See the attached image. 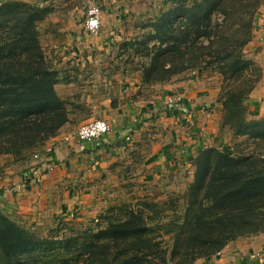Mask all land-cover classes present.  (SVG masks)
<instances>
[{"label":"trees","instance_id":"1","mask_svg":"<svg viewBox=\"0 0 264 264\" xmlns=\"http://www.w3.org/2000/svg\"><path fill=\"white\" fill-rule=\"evenodd\" d=\"M14 1L0 2V154L34 149L39 137L41 142L53 136L67 122L64 104L53 89L55 73L36 40L40 12ZM261 1L180 2L154 27L152 40L158 43L145 51L150 65L142 66L144 84L167 81L209 57L208 63H220L236 79L225 93L230 102L226 124L238 135L264 141V118L248 120L243 106L250 90L244 74L254 65L243 60L242 48L250 41ZM181 18L183 27L174 29V21ZM9 138L11 146L6 144ZM249 157L203 148L191 160V218L184 225V238L176 234L170 258L155 242V231L166 225L150 228L141 211H126L124 220H109L105 228L95 234L86 231L83 238H39L0 213V264H193L211 257L230 240L264 232V156Z\"/></svg>","mask_w":264,"mask_h":264},{"label":"rangeland","instance_id":"2","mask_svg":"<svg viewBox=\"0 0 264 264\" xmlns=\"http://www.w3.org/2000/svg\"><path fill=\"white\" fill-rule=\"evenodd\" d=\"M3 1L4 0H0V2ZM88 1L89 0L14 1V4H26L30 7L36 8L40 12L38 19L36 18L35 21L37 34L36 40L42 51L45 63L48 65H50L51 59H49L48 56L51 50L53 51L54 48L58 47L61 43L66 42L67 32L74 21L75 16L79 17L81 14H84L85 19V9ZM103 1L105 0H98L101 7L103 6ZM120 1L125 4L128 17L121 25L123 34L118 39L119 47L114 55L110 52L104 54L99 52L95 54H85L82 58L84 60L87 58L93 60L92 66L84 65L83 68H77L81 70L79 73L80 82L74 81V84L72 85L66 83L65 79L60 83L56 71L50 65L57 80L53 89L58 100L64 104L63 110L67 118V122L62 127L68 126V128L64 130L61 127L53 136H48L41 142H39V137L37 139L38 144L36 142L37 147L34 149L23 150L17 153H2L0 154V161L2 162L3 160V162H6L5 165L9 166L14 172H19L18 170H15V167L17 166H21L24 171H28L35 165L34 163L32 166L28 167L31 161L35 160L34 156H43L46 151L51 148L50 145L53 144L56 139L61 140L65 136L73 135L81 125L97 119L95 115V105H103V102L107 98H110L111 95L115 96V94H122L121 92H124V94L131 93L128 89L129 84L134 78H136V76H139L140 78L139 83L141 88L146 89L155 84H165L172 81L175 77L178 78L180 74L184 73L187 89H191L192 83V87L194 86L193 88L196 89V92L202 93V97H199L197 101L193 102V104L196 105V109L192 108L191 115L183 114L182 112L174 113V115H178L177 122L180 123L179 126L183 131L182 135L186 139L182 144L178 142V145L173 148L171 159L177 161L176 157H179V160H183L182 162H176V165L178 164L181 168L173 169L170 171L171 173L168 171L158 173L156 179H152L148 182L138 180L133 182L131 181L133 178L120 179L122 185L117 189V193L109 195L107 198H105V196L96 195L99 200L104 198L107 203H104L100 210H96L95 208L92 209L94 211L91 213L86 211L79 201V197L82 196L79 190L80 188L75 189V191H69L71 195L73 192L76 200L74 199V201L71 202L67 211H60L56 215L54 220L56 223L52 227H44V229L39 228L40 226H36L34 223H31V225L28 223L20 225L6 214L2 212L0 213L24 231L39 238H47L49 236H57L60 238H83L82 234L86 231L95 234L99 230L105 228L108 223L107 221L109 220H124L127 215L126 211H133L134 213L141 211L145 218V222L150 228H154L156 225H166V229L155 231L157 234L155 235V237L157 236L155 242L158 241L161 243L162 250H165L167 253L166 256L170 258L172 251H174V238H176V234L179 235V240L184 238V225L187 220L191 218V213L188 212V204L190 200L188 199V188L193 183L195 163L193 164L190 160L196 158L199 151L203 148H214L222 152L228 149V152L233 153L235 156L240 155L244 158L250 156L249 158L255 160L261 158L262 155L264 156V141L251 138L247 135H238L229 124H226V108L228 109L230 102H226L225 93L233 88L236 79L232 77L231 71H227L226 68L224 69L220 67V63H208V60L210 59L209 57H204V62L201 61L202 63H196V65L178 73L179 75H173L167 81L155 84H144L142 66L148 67V65H150V57L146 55L145 51L150 50L158 43L157 39L154 41L152 40L153 37L156 36L155 25L159 21L163 22L165 20V18H163L165 13L170 12L173 8L179 6L180 2L184 1L187 4L192 0ZM263 13L264 0L260 2L254 16L250 41H252L254 31L258 29L259 25L261 27L264 25L263 21H260L258 25H256L259 16ZM184 21L185 20L182 18L178 19L174 21L172 27L174 29L180 26L183 27L182 23L184 24ZM248 43L242 48L243 60L252 63L254 66L253 68H246L247 72L244 74L245 79L248 82L247 86L250 90L248 94L244 96L243 106L246 108L245 116L248 120H259L264 118V115L260 117L252 115L249 112V109L251 108L249 104L253 99V92L256 90L258 83L261 80L262 73L256 63L252 61L245 52ZM151 50H153V48ZM204 53L207 54V52ZM90 71H93L95 76L91 78V80H87L86 76L94 75L87 73ZM243 72H245V70H243ZM58 83L63 86V94L61 91L58 90V92L55 90ZM234 86H236V84ZM136 94L139 95L140 93ZM89 98L92 101L91 105L87 102ZM120 100L110 98L109 105L114 107ZM125 100L126 99L124 98L123 101ZM198 114L200 115L198 116ZM155 116L159 119L158 115ZM186 120L188 123H186ZM128 124L126 132L129 128H134L136 130L135 121H133L132 124L131 122ZM192 131L195 135L192 134ZM72 140L73 139L68 142L76 143V141ZM6 141H8L6 142V144L8 143L7 146H11L9 144L12 142V138L7 139ZM124 141L129 142L130 140ZM183 146L197 150L193 153L191 151L186 152ZM78 147L82 150L80 146ZM42 152H44V154H41ZM43 159L46 165L42 166V169L44 170L48 168V170H50L52 165L47 163L45 157H43ZM120 169H123V164L120 166ZM6 170L8 169H6L5 166L0 167V172H5ZM95 170L99 171L98 167L95 168ZM129 170H131V166L123 171ZM44 172L45 171H43V173ZM89 172L96 173L87 168L85 176L88 175ZM9 175L11 176L10 178H13L16 174L11 171L8 175L4 174L3 178L0 177V180L4 179L6 183H8V187H10H7L8 189H5L1 193L4 192L9 195L21 196L31 187L30 185L25 189H21L18 186L20 181L17 184L9 183ZM100 179L102 182L104 181V178L100 177ZM67 181V178L64 179V186L67 184ZM94 181L95 179L93 182ZM40 182L41 181H39V184ZM37 186L33 185V187ZM59 222H61V224L56 226ZM235 239L230 240L226 245ZM176 259L177 255L175 252L172 260L175 262Z\"/></svg>","mask_w":264,"mask_h":264},{"label":"crops","instance_id":"3","mask_svg":"<svg viewBox=\"0 0 264 264\" xmlns=\"http://www.w3.org/2000/svg\"><path fill=\"white\" fill-rule=\"evenodd\" d=\"M125 8V4L120 0L103 1L101 27L95 37L89 36L84 30V14L75 16L67 32L66 42L51 50L48 56L60 83L63 79L69 85L74 84V81L80 82L81 70L77 68H83L84 65L92 66L93 61L89 58L84 60L82 57L85 54L110 52L114 55L117 52L118 39L123 34L121 25L128 17ZM260 21L264 22V13L259 16L256 25ZM262 26L259 25L254 31L253 39L245 49L249 58L256 63L262 73L249 104L251 106L249 112L256 117L264 115V25ZM87 73L94 74L93 71ZM184 75V73L180 74L172 81L155 84L146 89L141 88L140 78L136 76L128 88L134 94L121 92L122 94L111 95V99H122L114 107L109 105L110 98H107L103 105H95L96 118L106 121L111 130L99 142L98 149H89L91 152H86L81 150L75 142H63L62 139H56L50 145L52 149L50 159L54 165L50 167V170L42 172L40 184L36 185L37 187L31 186L32 188L27 189L21 196L1 193L0 212L20 225L34 223L44 229V227H52L55 224L56 215L60 211H67L71 202L76 200L73 192L71 195L69 191L80 188L82 196H78L79 201L84 209L91 213L94 211L92 209L100 210L104 203H107L104 198L99 200L96 195L107 198L117 193V189L122 185L120 179L133 178L131 179L133 182L137 180L148 182L156 179L158 173L165 171L171 173L173 169H180L181 166L176 165V162L183 160L176 157L177 161H173L171 156L177 143L182 144L186 138L182 135L180 123L177 122L178 115H164L163 106L166 96L170 93L189 99L190 105H194L193 102L202 97V93L196 92L192 83L191 89H187ZM94 76L95 74L86 77L87 80H91ZM60 83L55 90L62 92L63 86ZM124 98L125 101H123ZM87 102L92 104L90 98ZM155 115H158L159 119ZM133 121L136 122V130L132 133L130 141L125 142L123 135L126 133V127ZM66 128L68 126L62 127L64 130ZM43 157L44 155L40 162H44ZM5 163L3 160L0 161V167L5 166L8 169L0 172V177L3 178L4 174L8 175L12 171L16 175L13 178L9 175V183L17 184L26 170L17 166L15 170L19 172H14ZM34 163L36 161L32 160L28 167ZM122 164L123 169H120ZM130 166L131 170L123 171ZM97 167L99 171L95 170ZM87 168L96 173L89 172L85 176ZM100 177L104 178L103 182ZM66 178L68 181L64 186L63 182ZM8 186L4 179L0 180V188L5 190L10 188ZM193 264H264V232L237 238L215 255L199 258Z\"/></svg>","mask_w":264,"mask_h":264},{"label":"built area","instance_id":"4","mask_svg":"<svg viewBox=\"0 0 264 264\" xmlns=\"http://www.w3.org/2000/svg\"><path fill=\"white\" fill-rule=\"evenodd\" d=\"M102 12L103 10L98 0L88 1L85 9V19L83 26L85 32L91 37H95L99 33L101 27ZM192 108L195 109L196 107L194 105H190L189 99L177 95H169L166 96L164 100L163 113L164 115H166L174 114L175 112H182L183 114L191 115ZM186 123H188L187 120ZM110 131L111 130L107 122L101 119H94L77 128L73 135L71 134L62 138V141L68 142L69 140L73 139L74 141H76V144H78L82 148V150H92L99 146V142ZM134 131V128H129L128 131L123 135V139L129 141ZM192 134L195 135L193 131ZM183 147L185 148L186 152H193L197 150L190 149V147ZM51 152L52 149L49 148L44 154V157L47 159V163L53 166L54 162L50 159ZM41 157L42 156L37 155L34 156L36 163L21 177L20 183L18 185L21 189H25L30 185H38L39 181H41V176L43 174L42 172L48 170V168L44 170L42 169V166L46 164L44 162H40ZM2 191H4L3 188H0V193Z\"/></svg>","mask_w":264,"mask_h":264}]
</instances>
